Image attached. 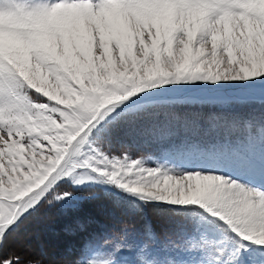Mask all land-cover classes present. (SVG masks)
I'll use <instances>...</instances> for the list:
<instances>
[{"label": "snow or ice", "instance_id": "1", "mask_svg": "<svg viewBox=\"0 0 264 264\" xmlns=\"http://www.w3.org/2000/svg\"><path fill=\"white\" fill-rule=\"evenodd\" d=\"M0 264H264V0H0Z\"/></svg>", "mask_w": 264, "mask_h": 264}, {"label": "trees", "instance_id": "2", "mask_svg": "<svg viewBox=\"0 0 264 264\" xmlns=\"http://www.w3.org/2000/svg\"><path fill=\"white\" fill-rule=\"evenodd\" d=\"M247 109L241 110L246 111ZM257 110H259L257 106ZM152 146L140 142L133 144L131 150L136 155L150 150ZM154 150V148L152 149ZM104 204L105 208L98 205ZM111 206L106 201H99L85 206L81 215H91L95 220L103 223L107 220L106 213ZM72 220L71 216L61 213L58 206H45L33 216L28 217L9 240V247L25 257L44 259L45 261L59 259L66 252L69 245L79 246L87 233H78L75 236L65 234L64 228ZM97 225H90L88 232L96 231Z\"/></svg>", "mask_w": 264, "mask_h": 264}, {"label": "rangeland", "instance_id": "3", "mask_svg": "<svg viewBox=\"0 0 264 264\" xmlns=\"http://www.w3.org/2000/svg\"><path fill=\"white\" fill-rule=\"evenodd\" d=\"M240 110H244V109H240ZM247 111V110H246ZM140 143V142H139ZM139 143H137L136 145H138ZM153 149V147L150 149V150H147V153L148 152H151V151H154V150H152ZM133 153H135L134 151H133ZM144 153H146V151H143L142 152V154H144ZM136 154V153H135Z\"/></svg>", "mask_w": 264, "mask_h": 264}]
</instances>
